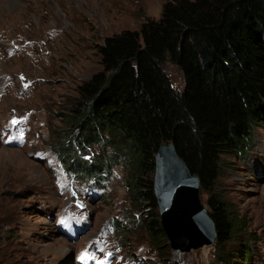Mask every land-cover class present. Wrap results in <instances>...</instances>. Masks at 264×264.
I'll list each match as a JSON object with an SVG mask.
<instances>
[{
    "label": "rangeland",
    "instance_id": "374dc122",
    "mask_svg": "<svg viewBox=\"0 0 264 264\" xmlns=\"http://www.w3.org/2000/svg\"><path fill=\"white\" fill-rule=\"evenodd\" d=\"M165 1L0 0V264H76L85 248L94 264H168L169 251L177 264H221L252 233V264H264V119L247 154L222 157L217 188L248 224L221 247L183 251L169 239L158 247L138 226L124 236L123 224L146 215L131 198L125 156L100 181L78 175L57 149L79 86L102 67L99 45L159 18ZM167 69L180 87L179 68ZM84 151L92 160L101 148ZM208 196L201 188L207 207Z\"/></svg>",
    "mask_w": 264,
    "mask_h": 264
},
{
    "label": "trees",
    "instance_id": "16d2710c",
    "mask_svg": "<svg viewBox=\"0 0 264 264\" xmlns=\"http://www.w3.org/2000/svg\"><path fill=\"white\" fill-rule=\"evenodd\" d=\"M98 52L102 67L79 86L58 132L68 167L102 181L101 172L125 156L131 198L146 215L133 227L123 224V234L138 226L162 247L169 238L154 187L155 158L163 142L174 141L209 194L216 245L237 239L247 220L217 184L222 157L247 154L264 119V0H166L159 18L106 36ZM169 62L182 73L180 87ZM94 145L101 151L85 158L83 150ZM256 237L221 254L220 263L252 264ZM171 252L164 259L177 264Z\"/></svg>",
    "mask_w": 264,
    "mask_h": 264
},
{
    "label": "water",
    "instance_id": "95a60500",
    "mask_svg": "<svg viewBox=\"0 0 264 264\" xmlns=\"http://www.w3.org/2000/svg\"><path fill=\"white\" fill-rule=\"evenodd\" d=\"M155 160L154 187L161 220L172 248L186 251L214 243L217 238L215 224L201 197L199 175L191 171L174 141L163 142ZM194 231L202 233L198 239L187 241L190 244L186 245L181 237Z\"/></svg>",
    "mask_w": 264,
    "mask_h": 264
},
{
    "label": "bare ground",
    "instance_id": "6f19581e",
    "mask_svg": "<svg viewBox=\"0 0 264 264\" xmlns=\"http://www.w3.org/2000/svg\"><path fill=\"white\" fill-rule=\"evenodd\" d=\"M200 230V229H199ZM201 231H194L192 233L189 232V234H186L185 237H181V239L184 241V242H187V241H192V239L194 238H199L200 235H201ZM185 234V233H184Z\"/></svg>",
    "mask_w": 264,
    "mask_h": 264
},
{
    "label": "snow or ice",
    "instance_id": "6c2138e0",
    "mask_svg": "<svg viewBox=\"0 0 264 264\" xmlns=\"http://www.w3.org/2000/svg\"><path fill=\"white\" fill-rule=\"evenodd\" d=\"M13 123H15V121H13ZM61 223H64V221L62 220Z\"/></svg>",
    "mask_w": 264,
    "mask_h": 264
}]
</instances>
